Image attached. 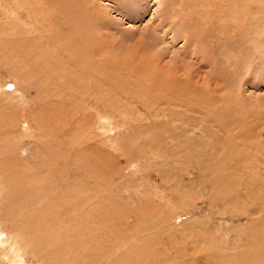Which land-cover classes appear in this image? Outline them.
Masks as SVG:
<instances>
[{
  "label": "rangeland",
  "instance_id": "rangeland-1",
  "mask_svg": "<svg viewBox=\"0 0 264 264\" xmlns=\"http://www.w3.org/2000/svg\"><path fill=\"white\" fill-rule=\"evenodd\" d=\"M0 127L6 264H264V0H0Z\"/></svg>",
  "mask_w": 264,
  "mask_h": 264
},
{
  "label": "bare ground",
  "instance_id": "bare-ground-1",
  "mask_svg": "<svg viewBox=\"0 0 264 264\" xmlns=\"http://www.w3.org/2000/svg\"><path fill=\"white\" fill-rule=\"evenodd\" d=\"M34 1V0H33ZM36 1V0H35ZM21 3V2H20ZM25 2H23V5H25L24 4ZM37 3V2H36ZM22 4V3H21ZM27 4V3H26ZM17 9V8H16ZM39 10V9H38ZM9 12V11H8ZM17 13V12H16ZM15 13V14H16ZM42 15V14H41ZM17 16V15H16ZM40 17V16H39ZM38 17V18H39ZM11 18V17H10ZM6 24V23H5ZM32 36V35H31ZM82 37V36H81ZM93 37V36H92ZM95 38V37H94ZM96 41H98L97 39H96ZM86 42H87V40H86ZM95 42V41H94ZM29 43H31V42H29ZM91 43V42H90ZM100 43V42H99ZM34 44V43H33ZM79 44V43H78ZM81 44V43H80ZM26 45V44H25ZM30 45V44H29ZM35 45V44H34ZM95 45V44H94ZM31 46H32V44H31ZM36 46V45H35ZM82 46V45H81ZM99 46V45H98ZM16 47V46H15ZM14 47V48H15ZM29 47V46H28ZM83 47V46H82ZM93 47V45L91 46V48ZM95 48V47H94ZM73 49H74V46H73ZM96 51H98V50H96ZM35 51H33V53H34ZM94 52H95V50H94ZM100 52V51H99ZM36 53V52H35ZM54 53V52H53ZM97 53V52H96ZM41 54H42V52H41ZM40 54V55H41ZM44 54V53H43ZM55 55V54H54ZM60 55V54H59ZM103 55H105V54H103ZM35 56V55H34ZM42 56V55H41ZM50 56V55H49ZM53 56V55H52ZM58 57V56H57ZM80 57V56H79ZM100 57H101V55H100ZM36 58V57H35ZM34 58V59H35ZM59 58V57H58ZM58 58H56V59H58ZM60 58H62V57H60ZM50 59V58H49ZM67 59V58H66ZM99 59V58H98ZM59 60V59H58ZM81 60V59H80ZM84 60H86V59H84ZM54 61V60H53ZM68 61V60H67ZM93 61V60H92ZM62 62V61H61ZM74 62V61H73ZM76 62H77V59H76V61H75V64H76ZM81 63V62H80ZM80 63H79V66H80ZM101 63V64H100ZM99 64L100 65H102V62H100ZM54 65H55V63H53ZM72 64V63H71ZM74 64V65H75ZM110 64V63H109ZM59 65V64H58ZM58 65H57V67H58ZM67 65H69V64H67ZM94 65V64H93ZM56 66V65H55ZM70 66H72V65H70ZM103 66V65H102ZM61 67V66H60ZM65 67V66H64ZM63 67V68H64ZM75 67H77V66H75ZM83 70H84V72H85V68L86 67H83V66H80ZM100 67V66H99ZM48 68V67H47ZM69 68V67H68ZM71 68H73V67H71ZM95 68V67H94ZM93 68V69H94ZM103 68H105V67H103ZM55 69H56V67H55ZM54 69V72L55 71H57L58 69H59V67H58V69L57 70H55ZM79 69V68H78ZM101 69V68H100ZM69 70H70V68H69ZM71 70H73V69H71ZM68 71V72H72V71ZM89 70V69H88ZM96 70H97V68H96ZM102 70V69H101ZM151 70H153V69H151ZM59 71H57V74H59L58 73ZM81 72V71H80ZM83 72V71H82ZM99 72H100V74L101 73H103L104 72V70H102V72L99 70ZM78 72H76V74H77ZM98 73V72H97ZM61 74V73H60ZM71 74V73H70ZM75 74V75H76ZM116 74V73H115ZM139 74V73H138ZM45 75V74H44ZM55 75H56V73H55ZM74 75V76H75ZM86 75H88V74H86ZM77 76V75H76ZM75 76V77H76ZM80 76H81V74H80ZM47 77V76H46ZM62 77V76H61ZM87 77V76H86ZM119 77V76H118ZM77 78V77H76ZM84 79H85V77H83ZM71 80V79H70ZM76 81V80H75ZM85 81V80H84ZM73 82H74V80H73ZM77 83V82H76ZM75 84V83H74ZM76 86V85H75ZM162 86V85H161ZM70 87V86H69ZM85 88H86V86H85ZM55 89V88H54ZM83 90V89H82ZM81 90V91H82ZM53 98V97H52ZM27 101V100H26ZM54 101V100H53ZM57 102V101H56ZM22 103V102H21ZM24 103V102H23ZM61 103V102H60ZM57 105V104H56ZM70 106V105H69ZM5 121H7V120H5ZM8 121H10V120H8ZM12 122V121H11ZM5 123H4V121H3V126H4V129L6 128V126H8V125H4ZM10 129V128H9ZM0 130H1V127H0ZM32 130V129H31ZM72 135V134H71ZM64 136V135H63ZM54 137V136H53ZM68 141V140H67ZM72 142V141H71ZM77 142V141H76ZM73 144V143H72ZM63 146V145H62ZM57 147H59V145L58 144H55V149L57 148ZM49 159H50V157H49ZM46 159H44V161H45ZM59 162V161H58ZM1 163V162H0ZM15 165V166H14ZM14 165H13V163H6V165H0V197L2 196V198H1V200L2 199H6L7 197H4L5 196V192H4V190H5V187L6 186H9V188H11V189H14V191L16 192V188L14 187V184L13 183H16V185L18 186V183L20 182L21 184L22 183H25V181H24V177H23V172H22V169L20 170L19 169V171H17L16 170V174H17V179L15 178L14 180H13V178L11 177V179H9V180H7L6 182L3 180V177H4V174H3V171H4V169H5V166H7V169L8 168H10L11 170L13 169V167H17V164H15L14 163ZM42 166H44V165H42ZM41 167V166H40ZM18 168H19V165H18ZM49 170V169H48ZM15 172V171H14ZM32 173V172H31ZM34 173V172H33ZM31 175V174H30ZM28 176H29V174H28ZM36 176V175H35ZM41 176V175H40ZM26 178V177H25ZM27 178H29V177H27ZM26 178V179H27ZM32 178V177H31ZM39 178H41V177H39ZM39 178H35V181L33 182V184H36V182L37 181H40V179ZM43 178V177H42ZM51 178V177H50ZM34 179V178H33ZM33 179H32V181H33ZM45 179H43L42 181H44ZM31 181V180H30ZM29 181V182H30ZM42 181L41 182H39V183H42ZM47 181V180H46ZM49 181V180H48ZM47 181V182H48ZM52 182H54V181H52ZM31 183V182H30ZM72 183V182H71ZM32 184V183H31ZM30 184V185H31ZM44 184V183H43ZM45 185V184H44ZM47 185V184H46ZM49 185V184H48ZM55 185V184H54ZM16 186V187H17ZM34 186V185H33ZM38 186V185H37ZM36 186V188H32L31 186L29 187L30 188V190H31V192H32V194H34V192L36 193L37 192V189H44V188H47L46 186H42V184H41V186H38L37 187ZM35 187V186H34ZM51 188V187H50ZM74 189V188H73ZM72 188H71V190H73ZM76 189V188H75ZM70 190V191H71ZM79 190V189H78ZM77 190V191H78ZM48 191V190H47ZM49 191H50V189H49ZM80 191V190H79ZM78 191V192H79ZM46 192V191H45ZM51 193H52V190L50 191ZM76 192V191H75ZM74 191H73V195H74V193H75ZM77 192V193H78ZM84 192V191H83ZM39 193V192H38ZM57 195H58V192L56 193ZM56 194H54L55 195V197H56ZM63 194V193H62ZM61 194V195H62ZM69 194H71V192L69 193ZM76 194V193H75ZM41 196H42V193L40 194ZM48 195H50V193L48 194ZM60 195V194H59ZM60 195V196H61ZM66 195V194H65ZM68 195V194H67ZM66 195V196H67ZM79 195H82L81 193H78V196ZM43 196H44V194H43ZM52 196V195H51ZM58 197V198H61V197ZM70 196H72V195H70ZM75 196H77V195H75ZM47 197V196H46ZM49 197V196H48ZM47 197V198H48ZM54 197V196H53ZM52 197V198H53ZM88 197V196H87ZM100 197V196H99ZM43 198H45V197H43ZM57 198V199H58ZM79 198H83L84 199V197H79ZM37 199L38 198H35V200H34V207H36L37 206V204H39V201H37ZM41 199H42V197H41ZM62 199V198H61ZM69 199V198H68ZM67 199V200H68ZM73 199V198H72ZM83 199H82V201H83ZM24 200V199H23ZM46 200V199H45ZM60 200V199H59ZM71 199H69V201H70ZM75 200V199H74ZM33 201V200H32ZM47 201H48V203H49V199L48 200H46V204H47ZM54 201H56V200H54ZM76 201V200H75ZM78 201V204H80V202H79V200H77ZM91 201V200H90ZM31 202V201H30ZM60 202H61V200H60ZM73 202V201H72ZM44 203V202H43ZM52 203H54V202H52ZM74 203V202H73ZM82 203V202H81ZM89 203V202H88ZM9 204H10V201L7 203L6 202V205H7V212L5 213L6 214V216H5V219L3 218V221L2 222H6L9 218L8 217H13V219H11L12 220V222H11V220H10V224H8L6 227H4L5 228V230H3L2 232H10V230L12 231V229H11V227H12V225H15V226H18V227H25L24 225V223L26 222V219H24V218H26L27 217V215L26 214H20V211L18 210L17 212H15V213H13L10 209H9ZM57 204V202L55 203V205ZM75 204V203H74ZM48 205V204H47ZM71 205V204H70ZM100 205V204H99ZM13 206V205H12ZM48 206H50V205H48ZM57 206V205H56ZM58 206H62L63 207V209H64V206L65 207H67L66 206V204H62V205H58ZM30 207V206H29ZM75 207H76V204H75ZM74 207V208H75ZM85 207H88V206H85ZM90 207V206H89ZM52 208H53V206H52ZM60 209H61V207H59ZM71 208L72 209H74L73 208V206H71ZM82 208H84V206H82ZM51 209V208H50ZM56 209V208H55ZM54 209V210H55ZM63 209H61V210H63ZM71 209V210H72ZM75 210H76V208H75ZM83 210V209H82ZM91 210V209H90ZM25 211V210H24ZM64 211V210H63ZM88 211V210H87ZM11 212V213H10ZM52 212V211H51ZM55 212H57V211H55ZM73 213L74 211H69V213ZM76 212V211H75ZM10 213V214H9ZM41 213V212H40ZM36 214V213H35ZM54 214V213H53ZM75 214V213H74ZM89 214V213H88ZM91 214H93V212L91 213ZM58 215V214H57ZM60 215V214H59ZM62 215V214H61ZM87 215V214H86ZM79 216V215H78ZM42 217V216H41ZM44 217V221L42 222V219H40V221H38L37 223L35 222V225H37L36 227H37V231H38V235L37 236H29V234H27L25 231H23V233H21V232H18V234H16V236H17V238H22V236L24 235L25 236V239L24 240H27L28 239V241L30 240L32 243H31V245H33V244H36V245H45L46 247H48L47 246V244H48V242H51V246H52V250H53V252H48L49 254H43V256H45L44 258H43V260H42V263L43 264H120L119 262H122V261H118L119 259H118V257H113V254H109L108 252H107V254H105L106 252H105V248L106 247H104V249H103V246H101L102 248H101V253L100 254H71L70 252V254H66L65 252L66 251H64V250H62V247H60V245H61V243H62V241L61 240H63V243H65L66 242V240L64 239V237L65 236H67L68 235V232H59V233H57L56 231L55 232H53V233H51V231L49 232H47V234H51V236H52V238H49V239H47L48 237H47V235H45V233H46V231H44L45 233H43V232H40V230H44V227H42V225H46L45 223L46 222H48L51 218H49L48 220H46V215H44L43 216ZM65 217V216H64ZM69 217V216H68ZM81 217V216H80ZM48 218V217H47ZM68 219H70V218H68ZM65 220V219H64ZM77 220V219H76ZM76 220H71V222H70V224H69V221L70 220H67L66 222H65V224H68V226H66L65 225V227H66V229H69L70 227H73V226H75L76 225ZM87 220V219H86ZM90 222V221H89ZM43 223V224H42ZM50 223V222H49ZM21 226H20V225ZM48 224V223H47ZM86 224H88L87 222H86ZM100 224V223H99ZM50 225V224H49ZM79 225V224H78ZM14 226V227H15ZM47 226V225H46ZM58 226V225H57ZM77 226V225H76ZM80 226V225H79ZM48 227H50V226H48ZM82 227H84V226H81V229H82ZM87 227V226H86ZM89 227H90V225H89ZM13 228V227H12ZM91 228V227H90ZM15 229V228H14ZM17 229V228H16ZM83 229H85V230H88V228H83ZM26 230V229H25ZM89 230H91V229H89ZM88 230V231H89ZM15 231V230H14ZM13 232V231H12ZM80 232V231H79ZM85 232H87V231H85ZM81 233V232H80ZM83 233V232H82ZM1 234V233H0ZM56 234V235H55ZM67 234V235H66ZM90 234V233H89ZM98 233L96 232V235H97ZM14 235V234H13ZM12 235V236H13ZM58 235V236H57ZM99 235V234H98ZM101 235V234H100ZM99 235V236H100ZM81 236V235H80ZM83 236V235H82ZM117 236V235H116ZM36 237V238H35ZM89 237V236H88ZM16 238V237H15ZM14 238V239H15ZM85 238H87V237H85ZM99 238V237H98ZM109 238H111V236H109ZM115 238V237H114ZM40 239V241H37V240H39ZM80 239V238H79ZM78 239V240H79ZM99 239H101V238H99ZM113 239V238H112ZM118 239V238H117ZM78 240H77V242H78ZM89 240H90V238H89ZM88 240V241H89ZM65 241V242H64ZM105 241V240H104ZM107 241V240H106ZM9 242V241H8ZM7 242V243H8ZM69 242V241H68ZM74 242V241H73ZM76 242V241H75ZM83 242V241H82ZM81 241H79L78 243H79V245H80V243H82ZM90 242V241H89ZM114 242V241H113ZM15 244H17L16 242H15ZM18 244H20V243H18ZM22 244V243H21ZM27 244V243H26ZM108 243H106V245H107ZM43 245V246H44ZM114 245V244H113ZM43 246H40V247H43ZM66 246H68V245H66ZM110 246V245H109ZM50 247V246H49ZM73 247H74V245H73ZM78 247V246H77ZM80 247V246H79ZM19 249H20V247H18ZM65 248V247H64ZM69 248V247H68ZM71 248V247H70ZM75 248V247H74ZM110 248H112V247H110ZM38 249V248H37ZM50 249V250H51ZM67 249V248H66ZM73 249V248H72ZM95 250V249H94ZM38 251H39V249H38ZM72 251V250H71ZM75 251H77L76 249H75ZM103 251V252H102ZM7 252V251H6ZM35 252V251H34ZM73 252V251H72ZM74 253V252H73ZM31 255H33V254H31ZM120 255V254H119ZM118 255V256H119ZM35 256V255H34ZM37 256V255H36ZM42 256V257H43ZM121 257V256H120ZM19 260H20V258H19ZM121 260V259H120ZM0 264H6V258H5V260H4V258L1 256V254H0ZM245 264V263H244Z\"/></svg>",
  "mask_w": 264,
  "mask_h": 264
}]
</instances>
